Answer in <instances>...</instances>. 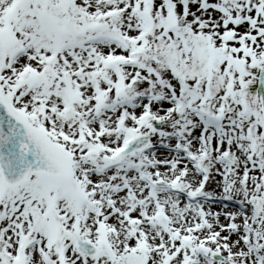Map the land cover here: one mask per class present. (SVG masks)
Here are the masks:
<instances>
[{"label": "snow or ice", "instance_id": "obj_1", "mask_svg": "<svg viewBox=\"0 0 264 264\" xmlns=\"http://www.w3.org/2000/svg\"><path fill=\"white\" fill-rule=\"evenodd\" d=\"M261 88L264 0H0V264H264Z\"/></svg>", "mask_w": 264, "mask_h": 264}, {"label": "water", "instance_id": "obj_2", "mask_svg": "<svg viewBox=\"0 0 264 264\" xmlns=\"http://www.w3.org/2000/svg\"><path fill=\"white\" fill-rule=\"evenodd\" d=\"M263 89V92H264V88H262Z\"/></svg>", "mask_w": 264, "mask_h": 264}, {"label": "rangeland", "instance_id": "obj_3", "mask_svg": "<svg viewBox=\"0 0 264 264\" xmlns=\"http://www.w3.org/2000/svg\"><path fill=\"white\" fill-rule=\"evenodd\" d=\"M254 91H255V89H254Z\"/></svg>", "mask_w": 264, "mask_h": 264}]
</instances>
